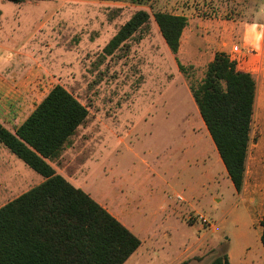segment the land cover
<instances>
[{"label": "rangeland", "instance_id": "374dc122", "mask_svg": "<svg viewBox=\"0 0 264 264\" xmlns=\"http://www.w3.org/2000/svg\"><path fill=\"white\" fill-rule=\"evenodd\" d=\"M261 4L264 0H0V121L14 131L55 84L87 106V120L52 163L140 233L144 243L125 264H209L229 249L232 264H264L259 228L235 215L238 194L221 174L225 165L189 79L154 19L160 10L188 18L178 58L191 66L190 79L200 80L220 48L231 51L241 44L234 22L247 21ZM138 9L150 13L148 28L104 57L105 45ZM43 180L0 141V206ZM122 186L134 199L142 198L147 216L120 202ZM178 193L192 206L179 201ZM163 203L167 207L157 209ZM197 213L209 223L196 219Z\"/></svg>", "mask_w": 264, "mask_h": 264}, {"label": "trees", "instance_id": "16d2710c", "mask_svg": "<svg viewBox=\"0 0 264 264\" xmlns=\"http://www.w3.org/2000/svg\"><path fill=\"white\" fill-rule=\"evenodd\" d=\"M22 1V0H15ZM154 19L189 79L190 92L235 189L243 187L256 98V80L237 58L221 51L200 80L190 79L178 58L188 25L184 15L156 11ZM150 13L136 10L103 48L113 55L149 26ZM89 110L55 84L28 117L11 131L0 122V141L44 177L39 184L0 206V264H125L142 241L89 193L51 164L70 146ZM261 242L264 248V216ZM209 264H232L227 250Z\"/></svg>", "mask_w": 264, "mask_h": 264}, {"label": "crops", "instance_id": "0c3cea01", "mask_svg": "<svg viewBox=\"0 0 264 264\" xmlns=\"http://www.w3.org/2000/svg\"><path fill=\"white\" fill-rule=\"evenodd\" d=\"M249 17L250 18H248L247 21L239 20L237 22H234V23H237L239 26L238 29L240 30L239 32L241 33L239 40L241 41V44H233L231 46V51H226L220 48L221 50L219 52L221 51L228 52V54L230 53L232 57L237 58L239 67L243 70L250 72L256 80V86H257L256 87V98H255V104H254L253 121H252L251 132H250L248 154L246 158L244 182H243V187L240 192H238L235 189L239 198H238L236 205L234 206L233 211L235 215L241 214L247 217L249 219L248 224H250V226H252L253 228L258 227L259 231H257V236H260L261 238V234L263 231L261 220L264 216V131H263L264 130V4H261L259 7H256L250 10ZM223 44H226V43L223 42L221 45ZM248 47H251V48H248ZM251 49L253 50V53L248 52V50H251ZM213 58L214 56L212 57V59ZM212 59H210L209 62ZM205 155L209 157L208 152H206V150L204 149V156ZM219 159H221L220 155H219ZM221 163H223L222 159H221ZM51 164L56 169V167L54 166V163H51ZM56 171L62 174L64 177H66L71 182V180L63 172H60L57 169ZM211 172L212 171L210 167L205 170V174L207 178H209V180L212 175ZM221 174L222 176H225L226 174L228 175L226 168L224 171L221 170ZM214 178L217 179L215 176L212 177V179ZM89 194L91 195V193ZM105 195H108V194H105ZM178 196H181L182 199H179ZM93 198L97 200L100 204H102V202L99 199H96L95 197ZM118 198L121 203L123 202L127 203L126 206H128V208L131 207V209L138 210L139 216L146 215V213L142 211V210H145L144 205H143L144 203H141L142 198L136 197V199H134L130 195L127 188H125L124 186H122V188L120 189V197ZM176 198L179 201H183L184 203H187L188 206L190 205L192 206L193 204V202L190 201L191 199H186L182 194L178 193ZM192 199L196 201L195 196H193ZM131 200L134 204L131 202ZM216 200L219 201L220 198H216ZM114 202L115 200H113V203ZM109 203L110 202H108V204ZM169 205L171 206V204H168V206ZM103 206L110 213L113 214V212L109 210L105 205ZM109 206H113V204H109ZM166 207L167 205L163 203V204H160L157 209H163ZM113 215L116 218H118L129 229H131L136 235L140 236V233H137L132 228L129 222H125L123 218L121 219L117 217V215L115 214ZM195 215L196 214H194V216ZM150 218L147 217V219H150ZM141 241H142V244H141L142 246L144 243L143 238ZM229 256H230V259H232L231 258L232 252L230 251V249H229Z\"/></svg>", "mask_w": 264, "mask_h": 264}, {"label": "built area", "instance_id": "2783aa9c", "mask_svg": "<svg viewBox=\"0 0 264 264\" xmlns=\"http://www.w3.org/2000/svg\"><path fill=\"white\" fill-rule=\"evenodd\" d=\"M248 52L251 53V50H248ZM178 198H179V199H182L181 196H178ZM194 217H195L196 219L201 220L203 223H209L208 218H206L203 214H196Z\"/></svg>", "mask_w": 264, "mask_h": 264}]
</instances>
